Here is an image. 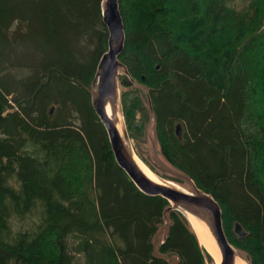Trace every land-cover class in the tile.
I'll use <instances>...</instances> for the list:
<instances>
[{
	"label": "trees",
	"instance_id": "obj_1",
	"mask_svg": "<svg viewBox=\"0 0 264 264\" xmlns=\"http://www.w3.org/2000/svg\"><path fill=\"white\" fill-rule=\"evenodd\" d=\"M104 1L0 0V264H212L187 217H166L171 203L120 166L94 109ZM238 1L119 0L120 100L155 171L150 97L163 161L214 196L230 243L264 264V0ZM179 176L164 179L187 188Z\"/></svg>",
	"mask_w": 264,
	"mask_h": 264
},
{
	"label": "water",
	"instance_id": "obj_2",
	"mask_svg": "<svg viewBox=\"0 0 264 264\" xmlns=\"http://www.w3.org/2000/svg\"><path fill=\"white\" fill-rule=\"evenodd\" d=\"M103 16L109 31V47L100 59L93 82V88L95 89L93 91V106L107 128L111 146L118 163L142 191L150 195H162L171 203L165 213L166 217L169 210L177 209L181 211L179 207H183L191 213L206 219L220 249L222 258L220 264H234L235 251L237 249L230 243L225 233L222 208L214 196L198 188L192 180L191 182L194 186L190 193L156 184L147 178L135 162L133 153L128 145L127 140L134 151L128 131H126L123 139L114 120L108 116L105 109L107 100L112 98L117 103L120 99L119 79L122 74L129 75V72L120 61V56L125 48L126 35L119 0H105L103 3ZM122 68L124 69L123 73L120 72ZM149 105L153 114L150 97ZM176 133L180 138L183 136L181 124H177ZM168 223L167 221L166 227ZM236 233L241 237L246 234L240 224L236 225Z\"/></svg>",
	"mask_w": 264,
	"mask_h": 264
},
{
	"label": "bare ground",
	"instance_id": "obj_3",
	"mask_svg": "<svg viewBox=\"0 0 264 264\" xmlns=\"http://www.w3.org/2000/svg\"><path fill=\"white\" fill-rule=\"evenodd\" d=\"M105 109L107 111L108 116L114 120L116 127L121 135V137H125L126 135V126L123 118V112H122V107H121V102L120 99L115 103L112 98H109L107 100ZM128 145L133 153V157L135 159V162L137 163L138 167L140 170L149 178L151 181H153L156 184L162 185V186H167L171 187L174 189L182 190L185 192H190L192 189H190V186L183 187L179 184H176L172 181L166 180L164 178H161L158 176L155 172H153L139 157L134 151L132 150L129 141L127 140ZM117 160V159H116ZM181 209L180 212H182L187 219L189 220L193 230L195 231L200 244L209 252V254L213 258V263L212 264H220L221 262V253L219 246L215 240V237L211 231L209 222L202 218L199 215H195L188 211L187 209L183 207H179ZM234 264H250L245 257H243L237 250L235 251V262Z\"/></svg>",
	"mask_w": 264,
	"mask_h": 264
},
{
	"label": "rangeland",
	"instance_id": "obj_4",
	"mask_svg": "<svg viewBox=\"0 0 264 264\" xmlns=\"http://www.w3.org/2000/svg\"><path fill=\"white\" fill-rule=\"evenodd\" d=\"M244 4L243 0H239L238 1V5L240 7V5ZM120 72L123 73L124 69H120ZM125 74H122V76H124ZM135 87H140L144 92L147 91V89L142 86V85H134ZM119 89H120V94H121V85L119 83ZM95 89L93 88L92 91H94ZM122 106V105H121ZM123 111V110H122ZM151 117L147 123L146 126V133H147V140L145 143L142 144V150L143 152H145V156L147 157V159H149L153 165V167L155 168V171H153L151 168V170L153 172H155L158 176H160L161 178H165L166 175L170 176H179L177 173L174 172V170L167 166V164L163 161L162 157L160 156V154L158 153L157 147V140H156V136H155V123H154V115L152 113H150ZM124 118V115H123ZM124 122H125V118H124ZM125 126H126V122H125ZM139 157V156H138ZM140 158V157H139ZM141 159V158H140ZM144 163L145 161L143 159H141ZM146 164V163H145ZM147 165V164H146ZM148 166V165H147ZM149 167V166H148ZM167 173V174H166ZM181 178H183L186 181V186H190L189 188L192 189V187L194 186L193 183L191 182V179H189L186 176H179ZM193 190V189H192ZM19 225V224H18ZM20 226V225H19ZM167 232V227L166 225H164L159 233V241L164 239L165 234ZM171 259H174L173 257Z\"/></svg>",
	"mask_w": 264,
	"mask_h": 264
}]
</instances>
